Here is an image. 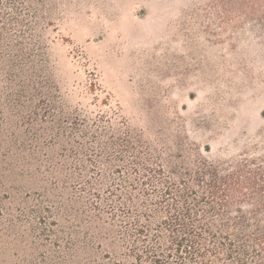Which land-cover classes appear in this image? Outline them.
<instances>
[{
    "label": "rangeland",
    "instance_id": "1",
    "mask_svg": "<svg viewBox=\"0 0 264 264\" xmlns=\"http://www.w3.org/2000/svg\"><path fill=\"white\" fill-rule=\"evenodd\" d=\"M252 1L245 15L216 0H0V33L45 60L43 93L0 73V264H137L122 203L150 188L132 184L160 138L170 155H264Z\"/></svg>",
    "mask_w": 264,
    "mask_h": 264
},
{
    "label": "trees",
    "instance_id": "2",
    "mask_svg": "<svg viewBox=\"0 0 264 264\" xmlns=\"http://www.w3.org/2000/svg\"><path fill=\"white\" fill-rule=\"evenodd\" d=\"M216 3L225 14L248 15L257 6L252 0ZM7 28L4 23L0 33V73L11 90L19 83L22 96L31 82L43 93L45 60L37 64L34 49L14 42ZM3 43H9L7 55L1 52ZM134 142L126 140L125 148L135 149ZM149 145L140 157L143 174L132 188H150L142 198L122 203L137 264H264V155L213 159L198 148L186 153L182 143L177 155H170L173 150L163 138Z\"/></svg>",
    "mask_w": 264,
    "mask_h": 264
}]
</instances>
